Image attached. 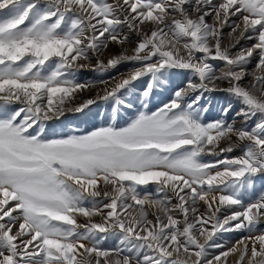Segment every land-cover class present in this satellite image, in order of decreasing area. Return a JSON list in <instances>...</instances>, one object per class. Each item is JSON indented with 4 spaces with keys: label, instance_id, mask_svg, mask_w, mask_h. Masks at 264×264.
<instances>
[{
    "label": "snow or ice",
    "instance_id": "snow-or-ice-1",
    "mask_svg": "<svg viewBox=\"0 0 264 264\" xmlns=\"http://www.w3.org/2000/svg\"><path fill=\"white\" fill-rule=\"evenodd\" d=\"M109 42L121 51L105 61ZM124 62L120 79L76 78ZM176 69L187 84L152 110ZM206 91L235 98L241 123L226 119L231 103L206 119ZM98 99L134 117L48 138L46 121ZM257 181L264 189V0H0V264H264ZM242 229L209 258L217 233ZM110 235L117 245L103 247Z\"/></svg>",
    "mask_w": 264,
    "mask_h": 264
},
{
    "label": "rangeland",
    "instance_id": "rangeland-1",
    "mask_svg": "<svg viewBox=\"0 0 264 264\" xmlns=\"http://www.w3.org/2000/svg\"><path fill=\"white\" fill-rule=\"evenodd\" d=\"M213 2H217V0H213ZM209 22H211V19L209 18ZM126 31V29H125ZM229 31V29H225V32ZM134 39V37H133ZM255 41H242L240 45L237 46V49L240 48H246L250 47L252 43ZM121 51V48L118 44L109 42L108 48L103 50V55L100 57L101 59L107 61L113 54H116L117 52ZM93 64H95V60L92 61ZM221 62L213 61V64L219 65ZM255 61H253L249 68L251 69L254 67ZM133 65L129 62H124L121 65H119L116 69H109L107 72H100L94 70L92 67H88L82 70H78L76 72V78L80 82H95L100 79L108 80L110 77H115L116 79L121 78V74L127 75V73L132 69ZM171 79L167 82H165L163 87H157L155 90V95L152 98V102L149 105V108L152 110H156L157 107L162 106L163 103L167 102L170 98L172 89L179 85L180 87H184L187 84V77L191 75L190 72L187 70H172L171 73ZM250 79V78H249ZM149 81V77L141 78V80H138L133 83V87L130 91H126L123 94V99H134L133 92L136 94H139V92L146 86V82ZM194 82H198L195 81ZM248 81L246 80L245 83ZM102 87V85L100 86ZM220 87H227L226 82L220 84ZM99 89L98 88H92L88 91H85L83 93H79L77 95V103L81 100H86L89 98H93L96 96V93ZM200 90L190 93L191 97H195L197 95H200ZM202 105L209 108V112L205 114V118H212V117H219V108L220 106H226L227 104L231 103L233 111L229 114L226 119L229 120V122L232 121L233 118H235L236 123L240 124L242 121V117H236V112H238L241 107H243L235 98L230 97L227 93L221 92V91H210V92H203V98L201 101ZM71 107H74L75 105H70ZM137 106H139L137 102ZM117 106L114 104L113 101H105L102 99H98L96 103L93 105H90L88 108H86L83 112H72V111H66L62 116L58 117L57 119L49 120L44 123V127L47 131L48 138H59L62 135L65 134H84L89 131L94 130L97 127L101 126H108L109 124L116 123L119 126H124L127 121H130L136 112V109H127L125 107H121L117 114L113 113V108H116ZM143 110V109H141ZM260 118L259 116L254 117L253 121H258ZM253 121H249V123H253ZM236 155H239V151L235 153ZM204 159L212 160L213 157L205 156ZM261 182L257 181L255 186V192L256 194H259L260 191H262ZM245 200H247V197H245ZM173 203H176L175 200H173ZM200 211H204V207L200 206ZM96 220H99V217L95 218ZM81 222L82 219H81ZM261 232H264V223H261L257 226L256 233L259 234ZM249 235L248 231L246 229L237 230V231H231V232H219L217 235L213 238L215 244L222 245L223 248H214L209 247L208 248V254L209 258H211L212 255L219 254L220 251L226 250L228 247H231L232 245L236 244L238 240H240L242 237H245ZM118 243V238L115 236H109L106 240L102 241L103 247H114ZM233 257L229 258V264H232Z\"/></svg>",
    "mask_w": 264,
    "mask_h": 264
}]
</instances>
